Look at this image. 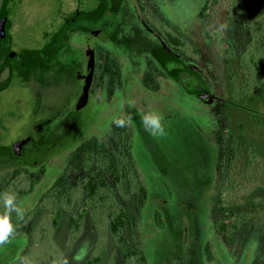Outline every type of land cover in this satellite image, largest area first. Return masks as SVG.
<instances>
[{"label": "flooded vegetation", "instance_id": "1", "mask_svg": "<svg viewBox=\"0 0 264 264\" xmlns=\"http://www.w3.org/2000/svg\"><path fill=\"white\" fill-rule=\"evenodd\" d=\"M93 1L91 8L75 10L57 23L53 33L44 31L34 39L35 43L27 40L19 47L13 36L16 0H0V28L6 29L0 48V214L4 212V192L16 195V204L23 213L11 214L15 233L8 243L0 245V264H34L37 259L42 260L33 237H38L43 247L48 245L47 237L56 235L64 216L69 219V247L80 241L86 224H91L95 249L86 264L101 261L100 239L105 232L119 246L126 247L130 242L124 257L126 262L135 264L146 259L140 243L149 221L155 225L161 224L163 217L174 225L179 221L175 208L167 206L168 197H162L160 209L152 213L154 219L148 216L146 207H150L147 201L151 197L146 178L161 177L165 183L164 176L171 178L172 163L159 139L145 131L140 113L149 109L163 112L167 107L158 100L171 99L177 88L190 94L192 91L180 83L179 76L196 78L206 94L207 85L198 77L215 74V64L208 60L213 48L211 28H220L216 20L229 13L217 6L220 0H112L109 4ZM259 1L244 8L238 6L233 17L224 19L228 26L239 29L241 24L249 28V44L254 39V20L264 19V7ZM213 8L217 11L216 22H212ZM95 10L100 11L101 20L83 22L62 40L67 18L79 11ZM4 18L7 20L3 23ZM229 43L240 41L233 36ZM92 61L93 77L84 103L81 94L92 71ZM63 86L68 87V93L58 108V91ZM53 95L52 106L46 100ZM219 97L217 94L213 104H203L217 106ZM121 115L131 116L128 126L117 127L113 123ZM23 124L31 126L28 131H21ZM219 129L215 131L216 168L199 172L205 182L198 192L201 211L189 217L179 212L182 228H195V241L200 230L207 234L209 244L203 241L202 246L211 253L220 250V237L231 240L242 228L252 230L246 213L229 215L226 224L220 223V209H225L222 203L228 188L221 184L226 172L220 168L225 161L220 153L227 138L220 136ZM3 140L9 141L1 143ZM63 141L67 142L65 148L54 147ZM141 147L148 154V163L138 157ZM83 152L91 156L90 170L79 163ZM58 159L63 167L59 168ZM75 173L76 180H70ZM102 175L106 180H101ZM94 184L96 190L91 189ZM74 206L77 212H73ZM182 207L190 209L184 204ZM118 217L122 219L119 241L114 239L113 230ZM46 218L53 220L52 228L45 223ZM210 244L213 249L208 248ZM258 262L260 255L253 264Z\"/></svg>", "mask_w": 264, "mask_h": 264}, {"label": "rangeland", "instance_id": "2", "mask_svg": "<svg viewBox=\"0 0 264 264\" xmlns=\"http://www.w3.org/2000/svg\"><path fill=\"white\" fill-rule=\"evenodd\" d=\"M259 2L264 7V0ZM251 3L254 4V0H220L217 6L222 8L223 13L225 10L228 11L230 15L225 13L227 17H233L238 6L244 8ZM94 4L93 0H16L14 6L17 24L13 30L16 45L22 47L27 40L35 43L34 39L42 32L53 33L57 23L59 24L75 10L89 9ZM211 11L214 17L212 22H220V28L219 26L211 28L213 48L208 60H212L215 64V74L218 78L215 84L220 97L217 106L204 105L207 99L188 94L174 85L177 89L171 94V99L158 100V103H162L167 108L163 112L160 111L165 135L157 138L172 163V173L169 179L163 177L165 183L161 182V177L146 178L148 196L151 197L147 201L150 207L146 209L148 216L154 219L155 215L152 213L156 214L160 209L162 197H168L170 200L167 206L175 208L174 212L179 221L175 225L167 222L164 217L161 224L157 222L158 225H155L154 221H149V225L146 224L147 234L142 237L140 243L146 259H139L135 264H205V261L209 264H253L259 255L261 262L257 264H264L262 259L264 257V58H258L261 67L258 72L259 83L251 91L249 89L250 94L245 95L246 91L242 90V74L238 75L236 70L241 67L239 60L249 44V28L241 24L239 29L232 25L228 26L224 21L226 16L215 21L214 13L217 11L215 8ZM233 36L239 38L240 44L229 43ZM232 45H235L237 59L233 60V63L226 64L224 59L226 50ZM233 76H235V88L230 86V78ZM178 78L180 83L192 92L199 91L202 92L201 95L207 96L204 94V86L196 78L188 75ZM166 85L165 80L163 86ZM235 91L236 96L229 98ZM67 93L66 86L58 91V108ZM46 102L53 106L54 95L47 98ZM216 107L218 109L215 114ZM23 125L22 132L28 131L31 127L29 124ZM217 129L221 137L227 138L222 149L223 153H220V158L223 156L226 161L223 160L220 166L226 172L221 184L228 188L224 195L225 201L222 203L225 209H220V223L226 224L229 215L234 216L237 212L246 213L249 215L252 230L247 232L242 228L241 232L234 235L231 240L226 236L220 237V250L211 253L203 250L202 246L203 241L209 244L207 234L204 235L200 230V236L195 241L193 239V235L196 237L195 228H182L179 212L182 211L183 215L189 217L190 214L201 211L198 192L205 182L200 179L199 172H211L216 168L218 146L216 147L215 131ZM8 141L3 140L1 143ZM66 143L56 142L54 147L59 148L60 145L61 148H65ZM139 151V159L148 163L149 157L146 156L148 154L145 148L141 147ZM79 163L88 170L92 168L91 156L88 152H83ZM58 166L63 167L59 159ZM75 177L76 173L70 180H76ZM183 204L190 209L183 208ZM72 210L77 212L76 206ZM157 217L161 218L160 215ZM45 223L52 228V219L46 218ZM68 224V216H64L58 225L56 235L47 237L49 244L44 247L37 241L40 240L38 237H33L36 239V253L42 257V260L37 259L34 264H86L91 256H94L92 252L95 249L96 237L91 224L89 222L86 224L85 234L73 247L67 245ZM128 238L130 239V235ZM100 241L103 244V251L98 254L101 256V261L95 264H133L126 262L124 257L129 250L128 246L130 247L129 241L126 247L119 246L108 232H105ZM209 247L213 249V244L208 245Z\"/></svg>", "mask_w": 264, "mask_h": 264}, {"label": "trees", "instance_id": "3", "mask_svg": "<svg viewBox=\"0 0 264 264\" xmlns=\"http://www.w3.org/2000/svg\"><path fill=\"white\" fill-rule=\"evenodd\" d=\"M106 4H109L112 2V0H104ZM104 3V2H103ZM100 11L99 10H95L93 12H83V11H79L78 13L71 15V17L66 19V23L63 26V31H62V40H64L63 38L65 37V35L67 33H71L70 30H72L73 28H78V26L80 24H82L83 22L89 21V20H94V21H99L101 20V18H99V14ZM4 15V14H3ZM6 18H4L2 21L3 23L6 22ZM255 23V27L252 28V33L251 36L253 35V41L248 44L245 47V51L243 52V57L241 58V60H239V66L241 65V67L236 70V73L239 75L242 74V78H243V83H242V90L244 89V91H246V94H250L251 89H253V87H255V85H257L259 83V79L260 77L258 76V72H260V63L258 58H264V19H256L254 20ZM236 50H235V45L229 49L226 50V54H225V62L226 64L232 62L233 60L237 59L235 56ZM252 54V55H251ZM249 55L250 58H249ZM243 65V66H242ZM199 79H201L204 83H206V85L208 86L207 89V93L205 95H201V93L198 92H191L190 94L192 95H199L202 99H207L206 103L208 104H212L216 102L217 99V94L214 91L213 88V83H215L214 81H218L217 76L213 73L210 72V75L207 76H199ZM210 84L212 85V89L210 88ZM230 86H232L233 88H235L236 86V82H235V76L230 78ZM250 89V91H249ZM236 91L233 94H230L229 98H233V96H236ZM102 174V173H101ZM101 180H106L105 177H103ZM95 181V177L93 178L92 182ZM96 184L93 185V187H91L92 190H96ZM122 223V219H120L119 217L116 218L114 220V239L116 240H120V236L119 232H120V226Z\"/></svg>", "mask_w": 264, "mask_h": 264}, {"label": "clouds", "instance_id": "4", "mask_svg": "<svg viewBox=\"0 0 264 264\" xmlns=\"http://www.w3.org/2000/svg\"><path fill=\"white\" fill-rule=\"evenodd\" d=\"M141 122L142 125L150 135L155 137H162L165 135V128L163 125V116L155 109L142 111ZM131 122V116L121 115L115 117L113 123L117 127H126ZM4 212L0 214V245L9 242L10 237L15 233V227L11 222V214L15 212L17 216H22L20 207L16 204V195L12 192H4L2 194ZM80 257H77L79 259Z\"/></svg>", "mask_w": 264, "mask_h": 264}, {"label": "water", "instance_id": "5", "mask_svg": "<svg viewBox=\"0 0 264 264\" xmlns=\"http://www.w3.org/2000/svg\"><path fill=\"white\" fill-rule=\"evenodd\" d=\"M5 36H6V29L4 27H1L0 28V48L3 44ZM91 67H92V71L88 74L86 78L83 91L81 94V101H83L84 103L88 100L89 88H90V84H91L92 77H93V69H94L93 61L91 62Z\"/></svg>", "mask_w": 264, "mask_h": 264}]
</instances>
